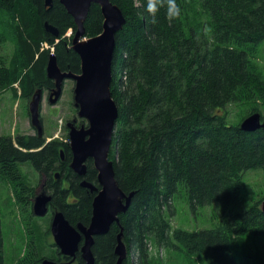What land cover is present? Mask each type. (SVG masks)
<instances>
[{"label": "trees", "instance_id": "obj_1", "mask_svg": "<svg viewBox=\"0 0 264 264\" xmlns=\"http://www.w3.org/2000/svg\"><path fill=\"white\" fill-rule=\"evenodd\" d=\"M111 1L126 24L112 65L119 118L109 159L120 188L134 197L120 224L96 239V264H117L121 232L129 253L123 264H165L152 253L159 248L188 264H264V199L229 212L214 229H173L171 221L181 193L193 210L216 204L224 210L239 201L247 172L264 171V130H241L264 105V0H176L180 18L170 21L161 9L155 24L145 0ZM53 4L48 11L45 0H0V46L11 47L0 59V95L20 92L29 102L36 90L51 91L52 55L62 71L81 73L72 49L75 21L59 0ZM46 22L60 37L47 32ZM103 23L101 8L92 5L85 38L102 34ZM230 106L245 110L231 118ZM71 161L68 141L0 132V176L10 179L18 203L35 195L21 169L29 164L53 192L54 208L72 225H88L95 196ZM85 178L97 183L93 161ZM0 264H7L1 216Z\"/></svg>", "mask_w": 264, "mask_h": 264}, {"label": "water", "instance_id": "obj_2", "mask_svg": "<svg viewBox=\"0 0 264 264\" xmlns=\"http://www.w3.org/2000/svg\"><path fill=\"white\" fill-rule=\"evenodd\" d=\"M71 15L77 26L72 40V49L81 59V73L64 72L57 59L52 55L47 65V77L55 87L51 90L49 102L56 105L63 95L66 81H74V103L78 116L86 119L88 127L77 126L74 120L68 123L72 161L70 168L80 177L88 173V161L98 173V186L84 180L81 186L91 193H97L93 200L92 218L89 226L79 224L74 227L62 212H56L53 218L51 233L61 253L73 260L56 263L46 259L42 264H73L76 254L81 252L86 264H95L92 252L95 237L107 235L114 224H120V215L125 214L132 202L134 193L127 195L119 186L114 162L109 159L119 108L112 97V65L116 49V36L126 24L122 10L111 0H59ZM53 0H45L48 11L53 8ZM92 5H98L104 18L103 32L97 37L86 39L85 22ZM49 34L58 38L59 30L49 22L45 23ZM44 90L38 89L29 101V115L32 127L40 137L44 136V124L41 118ZM244 132L264 130V119L261 113H255L241 123ZM64 160V153H62ZM60 177L56 174V178ZM52 197L46 192L39 194L33 205L37 217H45L49 211ZM264 213V201L261 204ZM82 245V246H81ZM81 246V248H80ZM117 264H123L128 258V248L123 240V233L118 236L116 246Z\"/></svg>", "mask_w": 264, "mask_h": 264}, {"label": "rangeland", "instance_id": "obj_3", "mask_svg": "<svg viewBox=\"0 0 264 264\" xmlns=\"http://www.w3.org/2000/svg\"><path fill=\"white\" fill-rule=\"evenodd\" d=\"M72 33L69 31L66 36L71 37ZM10 51V46H0V59L6 57ZM260 52L259 63L264 67V44L260 47ZM16 87L19 89L18 85ZM74 89L75 82L66 81L62 98L54 106L49 102L48 93H44L41 118L47 142L56 139L70 142L67 139L69 138L67 125L73 120H77L78 126H88L87 120L78 116V109L74 103ZM260 104L261 114L264 115V105ZM244 110L242 106L228 108L231 118H236ZM0 132L4 136L13 138L18 135L36 134L31 125L29 102L21 96L20 92L15 96L12 91L6 90L0 95ZM21 169L27 178L28 186L36 188V191L41 193L44 182L39 173L29 164L22 165ZM263 199L264 171L252 170L245 174L239 201L224 210L217 204L193 210L185 195L181 193L174 201L172 227L190 232L214 229L229 212L247 210L252 203ZM32 201L24 200L21 204L18 203L12 182L0 176V216L3 224L7 264H39L43 255L50 256L55 252V249L53 251L51 248L53 244L50 233L52 216L49 214L44 218H34ZM159 249H152V253L162 259L165 264L168 262L169 264H188L181 255L176 254L172 257L165 248Z\"/></svg>", "mask_w": 264, "mask_h": 264}, {"label": "flooded vegetation", "instance_id": "obj_4", "mask_svg": "<svg viewBox=\"0 0 264 264\" xmlns=\"http://www.w3.org/2000/svg\"><path fill=\"white\" fill-rule=\"evenodd\" d=\"M45 93V92H44ZM47 93H48V99H49V96H50V94H51V91H47ZM86 120V119H85ZM74 121V120H73ZM77 121V120H76ZM77 123V122H76ZM78 126V125H77ZM81 126H85V125H81ZM81 126H78V127H81ZM85 127H88V126H85ZM69 130V129H68ZM36 131V130H35ZM36 134H37V132H36ZM38 135V134H37ZM69 137V136H68ZM69 141H70V138H69ZM69 143V145H70V142H68ZM88 171H89V161H88ZM72 170V169H71ZM73 171V170H72ZM74 172V171H73ZM97 172V171H96ZM56 174H59V172L58 173H56ZM76 174V173H75ZM77 175V174H76ZM80 177V176H79ZM82 178H84V180H86V178L85 177H82ZM57 179V178H56ZM83 180V181H84ZM82 183V182H81ZM91 183H93V182H91ZM93 184H95L96 186H98L99 187V185H98V173H97V183H93ZM37 190V189H36ZM88 190V189H87ZM89 191V190H88ZM42 192H46L49 196H51L52 197V201L50 202V204H49V206H48V208H49V211H48V214L47 215H51L52 216V221H51V226H52V222H53V218H54V215H55V213L56 212H58L59 210L57 209V208H54V194H53V192L51 191V190H47V188H46V184H45V182L43 183V187H42ZM41 192V193H42ZM90 192V191H89ZM41 193H38L37 191H35V196H34V198H32L31 200H33L32 201V212H33V205H34V201H35V199H36V197L39 195V194H41ZM91 193V192H90ZM91 194H93L94 196H96L97 195V193H91ZM95 198V197H94ZM59 212H62V211H59ZM63 213V212H62ZM64 214V213H63ZM46 215V216H47ZM33 216H34V218H36V219H38V218H44V217H37L35 214H34V212H33ZM45 216V217H46ZM66 217V216H65ZM67 219V218H66ZM91 222V221H90ZM71 224V223H70ZM79 224H82V223H79ZM79 224H77L76 226H74V225H72V226H74V227H77ZM84 225V224H83ZM90 225V223L88 224V225H85V226H89ZM115 225V224H114ZM113 225V226H114ZM112 226V227H113ZM111 231V230H110ZM50 233H51V228H50ZM109 234V233H108ZM107 234V235H108ZM104 236H106V235H103V236H97V237H95V244H96V239L97 238H100V237H104ZM51 238H52V240H53V244H52V249H53V251H54V249H55V252H54V254L53 255H50V256H48V255H43L42 256V258H41V261H39L40 263L39 264H42V262L44 261V260H46V259H49V260H51V261H53V262H56V263H62V262H69V261H71V260H73L72 258H69V257H67V256H65V255H63L62 253H61V251H60V249L56 246V244H55V242H54V238H53V235H52V233H51ZM95 244H94V246H95ZM82 246V245H81ZM81 246H80V248H81ZM94 246H93V248H94ZM93 248H92V252H93ZM115 251H116V248H115ZM114 251V252H115ZM93 254H94V252H93ZM115 255H116V253H115ZM128 256H129V254H128ZM94 257H95V255H94ZM117 257V256H116ZM118 258V257H117ZM128 259V258H127ZM126 259V260H127ZM80 260H82L83 262H84V260L82 259V254H81V252H78L77 254H76V257H75V261H74V263L73 264H79L80 263ZM95 260H96V257H95ZM118 261V260H117ZM84 264H86L85 262H84ZM96 264V263H95Z\"/></svg>", "mask_w": 264, "mask_h": 264}, {"label": "clouds", "instance_id": "obj_5", "mask_svg": "<svg viewBox=\"0 0 264 264\" xmlns=\"http://www.w3.org/2000/svg\"><path fill=\"white\" fill-rule=\"evenodd\" d=\"M142 6H145L153 24L157 23V15L161 9L165 10L166 16L170 21L178 20L181 16V9L176 0H145Z\"/></svg>", "mask_w": 264, "mask_h": 264}]
</instances>
